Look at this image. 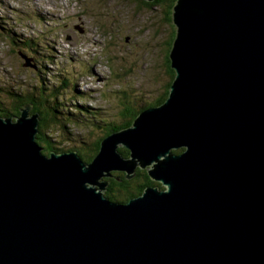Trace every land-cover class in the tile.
Returning a JSON list of instances; mask_svg holds the SVG:
<instances>
[{"label": "water", "instance_id": "95a60500", "mask_svg": "<svg viewBox=\"0 0 264 264\" xmlns=\"http://www.w3.org/2000/svg\"><path fill=\"white\" fill-rule=\"evenodd\" d=\"M173 23L168 99L92 162L45 155L31 105L0 117V264H264V0H177ZM138 168L164 189L103 194Z\"/></svg>", "mask_w": 264, "mask_h": 264}, {"label": "rangeland", "instance_id": "374dc122", "mask_svg": "<svg viewBox=\"0 0 264 264\" xmlns=\"http://www.w3.org/2000/svg\"><path fill=\"white\" fill-rule=\"evenodd\" d=\"M143 1L0 0V88L35 98L54 90L49 104L61 123L46 135L63 153L90 150L125 111L135 120L165 93L173 28L167 4ZM27 41L37 54L23 50Z\"/></svg>", "mask_w": 264, "mask_h": 264}, {"label": "trees", "instance_id": "16d2710c", "mask_svg": "<svg viewBox=\"0 0 264 264\" xmlns=\"http://www.w3.org/2000/svg\"><path fill=\"white\" fill-rule=\"evenodd\" d=\"M143 3H145V5L149 7L167 4V9H168L166 14L168 15L167 21L172 24L171 26L173 28V32L170 42L168 43L169 46H168L167 55L165 56L166 66L168 70V75L170 77V81L165 87V93L163 94V96L158 100H156L154 103L148 104L146 107L141 108V112L146 109L157 107L164 104L169 97L170 88L176 77V72L175 70H173L171 66L170 52L172 50L176 38V30H177L176 26L173 23V9L177 3V0H156L155 2L152 3L143 1ZM23 45H24L23 50L25 52L37 54L36 53L37 46L36 44H33V41H27ZM47 90L48 92L46 95L40 94L39 97L35 98L29 93V90H25L26 92H22V91L5 92L0 88V117L15 119L21 115V110L25 108L26 105H31L32 107L31 114H39V127H38L39 132L36 136V142L41 148H43V153L45 155H50L52 152L63 153L64 150L53 147V145L49 141V138L46 135L51 125L53 124L55 125L57 122L61 123L59 118H57L58 116L56 115V113L58 112L54 108L55 105L52 106L51 104H49L52 99L53 101L56 99L52 97L56 93L54 92V90H49V89H46L43 92H46ZM49 105L51 106L50 109L48 108ZM125 113L126 111L124 112L126 120L123 121L122 123H116L112 125L113 127L111 126L112 127L111 133L128 129L133 125V122L135 120L129 121V118ZM138 114L139 112L137 113V115ZM93 119H96L98 121L96 115H93ZM99 120L100 122H98V124L99 123L101 124L102 120L101 119ZM49 137L51 138V136ZM101 142H97L96 145L93 146L90 150L88 151L81 150L78 151L77 154L82 158L84 162L87 163L92 162V160L98 155L100 151ZM183 151L184 149H181L179 151H175L174 153L180 154ZM119 152L125 158H128V156H130L129 150H126L124 152L119 149ZM113 172L111 173V176L106 179L107 182H109V184L105 195L107 196V198H109L114 202L127 203L134 198L140 197L144 193V191L150 186H159L161 189H164L160 184L152 181V179L148 174V171L142 170L140 168L137 169L135 177L130 180L126 178L124 172H116V173Z\"/></svg>", "mask_w": 264, "mask_h": 264}, {"label": "bare ground", "instance_id": "6f19581e", "mask_svg": "<svg viewBox=\"0 0 264 264\" xmlns=\"http://www.w3.org/2000/svg\"><path fill=\"white\" fill-rule=\"evenodd\" d=\"M136 171H137V170H136ZM112 172H113V171H112ZM112 172H111V173H112ZM119 172H123V171H119ZM111 173H110V176H111ZM135 174H136V173H135ZM110 176H109V177H110ZM105 177H108V176H105ZM158 184H160V183H158ZM160 185H161V184H160ZM161 186H163V185H161ZM163 188H164V186H163Z\"/></svg>", "mask_w": 264, "mask_h": 264}, {"label": "flooded vegetation", "instance_id": "af4514ba", "mask_svg": "<svg viewBox=\"0 0 264 264\" xmlns=\"http://www.w3.org/2000/svg\"><path fill=\"white\" fill-rule=\"evenodd\" d=\"M108 184H109V182H108Z\"/></svg>", "mask_w": 264, "mask_h": 264}]
</instances>
